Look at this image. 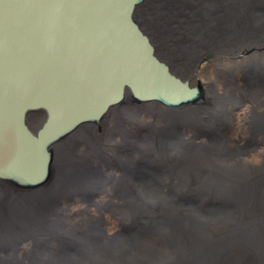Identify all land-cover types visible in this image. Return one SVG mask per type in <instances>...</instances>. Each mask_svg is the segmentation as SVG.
I'll list each match as a JSON object with an SVG mask.
<instances>
[{
  "label": "bare ground",
  "instance_id": "1",
  "mask_svg": "<svg viewBox=\"0 0 264 264\" xmlns=\"http://www.w3.org/2000/svg\"><path fill=\"white\" fill-rule=\"evenodd\" d=\"M133 19L193 96L125 90L49 145L39 182L0 176V264H264V0H143Z\"/></svg>",
  "mask_w": 264,
  "mask_h": 264
},
{
  "label": "water",
  "instance_id": "2",
  "mask_svg": "<svg viewBox=\"0 0 264 264\" xmlns=\"http://www.w3.org/2000/svg\"><path fill=\"white\" fill-rule=\"evenodd\" d=\"M143 0H0V176L39 182L49 145L124 97L176 106L193 96L133 19ZM173 88L171 91L170 89ZM45 121L36 133L29 113Z\"/></svg>",
  "mask_w": 264,
  "mask_h": 264
},
{
  "label": "rangeland",
  "instance_id": "3",
  "mask_svg": "<svg viewBox=\"0 0 264 264\" xmlns=\"http://www.w3.org/2000/svg\"><path fill=\"white\" fill-rule=\"evenodd\" d=\"M32 113H38L39 115L33 117L31 115ZM32 113H29L28 116H27V124H28V126L29 127H35V126L40 127L43 124V122L45 121L46 115L43 112H41V111H36V112H32ZM99 123L100 122L97 123V127H104V124L102 125V124H99ZM228 124L229 123H223V124H220L219 127H230ZM231 127H233V126H231Z\"/></svg>",
  "mask_w": 264,
  "mask_h": 264
}]
</instances>
